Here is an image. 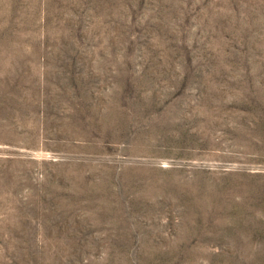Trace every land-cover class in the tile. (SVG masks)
Instances as JSON below:
<instances>
[{"label": "rangeland", "instance_id": "rangeland-1", "mask_svg": "<svg viewBox=\"0 0 264 264\" xmlns=\"http://www.w3.org/2000/svg\"><path fill=\"white\" fill-rule=\"evenodd\" d=\"M0 264H264V0H0Z\"/></svg>", "mask_w": 264, "mask_h": 264}]
</instances>
